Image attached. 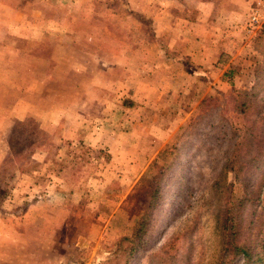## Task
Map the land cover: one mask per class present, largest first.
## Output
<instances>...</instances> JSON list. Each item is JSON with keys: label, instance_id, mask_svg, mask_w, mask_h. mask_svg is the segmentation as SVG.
Segmentation results:
<instances>
[{"label": "rangeland", "instance_id": "obj_1", "mask_svg": "<svg viewBox=\"0 0 264 264\" xmlns=\"http://www.w3.org/2000/svg\"><path fill=\"white\" fill-rule=\"evenodd\" d=\"M101 6L0 0V264H125L115 243L140 221L128 264H217L229 158L239 162L229 204L249 187L260 203L245 205L244 223L264 219V0H246L241 40L204 75L187 65L179 79L145 82L97 47L55 48L62 21L83 34Z\"/></svg>", "mask_w": 264, "mask_h": 264}, {"label": "crops", "instance_id": "obj_2", "mask_svg": "<svg viewBox=\"0 0 264 264\" xmlns=\"http://www.w3.org/2000/svg\"><path fill=\"white\" fill-rule=\"evenodd\" d=\"M94 1L102 5L101 11L93 14L96 25L81 34L75 26L62 21L59 31L53 34L55 48L69 49L76 43L92 54L93 47H97L109 58H121L115 66L141 82L179 79L175 75L187 65L193 67L190 75H204L223 51L233 49L234 40L240 41L244 31L246 0H121L125 7L122 10L109 9L116 4L113 0ZM12 8L10 2L2 9L7 30L17 13ZM38 38L42 41V34L37 33L35 40ZM141 50H145V56H141ZM150 73L158 75L150 78Z\"/></svg>", "mask_w": 264, "mask_h": 264}, {"label": "trees", "instance_id": "obj_3", "mask_svg": "<svg viewBox=\"0 0 264 264\" xmlns=\"http://www.w3.org/2000/svg\"><path fill=\"white\" fill-rule=\"evenodd\" d=\"M260 155L263 156V162L258 167H263V176L261 178V183L263 184V201H261V204L264 206V116L263 145L261 146ZM238 163L236 156L229 158L222 168V174L219 180L220 192L218 195L222 204H220L219 213L220 248L217 264H233L236 259H241V264H264V219L259 222L250 220L245 224L244 222L247 220L243 216L246 204H251L254 208L258 206L260 203L259 196L254 195L248 198L252 190L246 187V197H241L234 206L229 204L228 193L231 190L227 186L228 177L231 172H238L239 169L236 168ZM255 212L256 210H253V213ZM143 232L144 221H140L135 225L131 238L123 237L115 243L114 250L116 252H122V255L126 258L125 264H128L129 260L138 252L137 245L142 241ZM125 243L127 245H124Z\"/></svg>", "mask_w": 264, "mask_h": 264}, {"label": "built area", "instance_id": "obj_4", "mask_svg": "<svg viewBox=\"0 0 264 264\" xmlns=\"http://www.w3.org/2000/svg\"><path fill=\"white\" fill-rule=\"evenodd\" d=\"M250 16V25H258L260 23V11L258 8H256Z\"/></svg>", "mask_w": 264, "mask_h": 264}]
</instances>
